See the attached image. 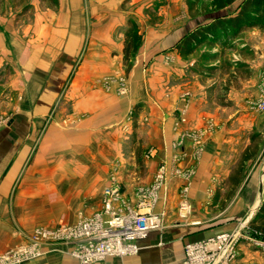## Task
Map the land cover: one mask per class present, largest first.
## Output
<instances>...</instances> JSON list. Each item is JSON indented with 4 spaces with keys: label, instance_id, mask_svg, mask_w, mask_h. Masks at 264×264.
Here are the masks:
<instances>
[{
    "label": "crops",
    "instance_id": "obj_1",
    "mask_svg": "<svg viewBox=\"0 0 264 264\" xmlns=\"http://www.w3.org/2000/svg\"><path fill=\"white\" fill-rule=\"evenodd\" d=\"M57 2L56 12L48 9L44 17L34 18L32 30L35 37L32 39L31 47L23 55L28 65L26 100L16 103V112L5 127L0 125V253L21 243L24 235L31 231L36 223L50 219L54 175L61 174L60 166L65 162L63 157L97 155V144L89 146L88 143L98 141L100 129L101 132L112 134L113 131L104 127L114 126L119 120L123 108L117 107L118 101L131 103L129 99L131 88L128 89L129 96H123L121 99L115 96L113 89L83 84V79L88 81L89 78L98 76L99 65H103L99 64L100 56L103 60L114 62L109 57L117 46L114 41L115 21L112 17L109 22L108 16L109 12H114L113 6L105 4L89 7V12L97 11L101 16H96L86 34L80 23L79 25L75 23L78 28L72 25L76 28L64 42L62 41L64 38H61L65 36L66 31L60 30L59 21L65 13L74 12L82 15L86 7L73 6L72 4L76 3L73 0ZM67 2L72 8L64 10V4ZM182 8L179 7L180 16L168 24L162 21L161 31L152 34V38L155 37L153 41L155 46L161 50L169 43L175 44L184 32L189 30L186 25L188 14L186 5ZM81 20L80 18L79 21ZM54 22L56 23L53 24ZM248 31L260 34L256 28ZM84 37L87 39L85 45ZM121 49L122 46L118 54H121ZM263 58L264 50L246 61L250 65V74L239 81L244 92L247 93L248 89L263 91L264 96ZM74 60L81 63L75 78L82 80L68 87L66 86L68 68ZM179 60L175 49L170 53H161L156 57L160 65L154 70L152 75L154 80L150 79L149 84L142 87L141 93L148 97L139 100L143 102V106L138 107L140 109L137 112L144 121L138 122L137 131L131 141L136 145L133 150L134 156L141 160L137 173L133 171L131 178L125 180L122 200L133 210H144L138 207L137 192L152 184L161 167L168 190L186 191L185 196L191 207V214L188 216L191 219L197 218L195 207H200L207 201L212 202L214 196L221 191L225 196L226 191L231 189L257 188L254 206L259 205L264 195V158L260 171L258 168L253 169L255 165L247 169V165L259 154V139L264 142V113H256L261 116L257 119L248 117V112L252 109L249 105L252 102L246 100L242 102L236 98L234 103L238 108L234 114L237 116L226 118L223 117L225 113H218L216 116L217 110L224 109L214 101L208 103L207 93H210L212 85L202 86L200 76L188 72L185 64ZM88 64L90 66H87ZM165 66L170 69L164 68ZM183 93L190 94V101L184 111L186 121L179 123L176 116L180 112V97ZM207 105L210 106L209 109H206ZM210 111L214 113L211 114ZM253 130L260 134L257 136L258 151L252 159L245 162L240 181L233 186L228 177L241 154L250 145ZM188 132L193 134L188 136L186 135ZM84 145L87 147L82 148ZM147 151L149 155H146ZM62 172L66 174V171ZM255 173L259 175L256 180L257 186L256 182H253ZM249 174L251 178L248 180ZM76 176L77 178H74L78 179L77 183L74 181L72 186H69V190L74 192L71 198L75 199L77 192L82 195V178ZM117 181L119 182V179L116 175H111L103 189L114 187L118 184ZM98 188L99 182L95 179L91 183V194L98 192ZM102 193L98 204L97 199L93 201L96 207L94 212L87 215L90 216L101 209ZM159 198L158 195L152 211L164 213L160 210H164L167 196L161 205L158 203ZM66 199V193L58 195L60 205H66ZM173 199V195H168L169 204ZM223 201H226L225 198ZM247 202L248 200L241 201L245 205ZM117 206L119 207V205L115 207L118 208ZM45 210L46 215L42 214ZM72 214L71 218L79 221L76 212L72 211ZM163 219L165 220V216ZM151 234L138 242L143 246L139 255L140 263H135L133 259H125L121 262L110 261L101 264H157V261L148 257L150 252L146 251L148 243L146 240H152ZM250 249V245L239 247L241 261L263 264L264 254L257 250L249 251ZM180 262L181 260L178 263ZM26 264L79 263L70 257L51 255Z\"/></svg>",
    "mask_w": 264,
    "mask_h": 264
},
{
    "label": "rangeland",
    "instance_id": "obj_2",
    "mask_svg": "<svg viewBox=\"0 0 264 264\" xmlns=\"http://www.w3.org/2000/svg\"><path fill=\"white\" fill-rule=\"evenodd\" d=\"M73 1H76V3L74 2L75 5L72 4L73 6H82L86 7V9L84 8V13H82V15L74 12L65 13L59 21L61 25L60 30L62 29L63 32L66 31L65 36L61 38H64L62 40L64 42L67 41L69 34L72 33V31L74 32V29L79 23L84 27V34H86L88 27L91 28L90 25L95 21L96 16H101L98 15L97 11L93 13L89 12V7L93 8L108 4L109 6L112 5L114 8L113 13H108L109 22L112 17L115 21L114 41L117 46L115 50L110 53L111 57H109V59L112 58L114 62L103 60L100 56L99 64L103 65H99L98 76L89 78L88 81L83 79V84H89L95 87L98 86L104 89H113L115 96L119 98L129 96L128 89L131 88V94L129 96L131 103L123 102L122 100L116 101L118 104L117 107L119 109L123 108L119 120L116 121L114 126L104 127V129L109 128L110 131H113L112 134L110 132L108 134L101 132L102 129H100L98 141L88 143L89 146L97 144V155H84V152L81 151L83 155H79L78 157H70L67 155L63 157L65 162L61 163V174L54 175V188L51 190L50 219L36 223L35 227L24 235L21 243L1 252L0 264H26L51 255L70 257L77 261L71 253L73 249L72 242L65 240V237L61 234L55 238H51L45 236L40 231H58L60 228L75 225L78 221L77 219L73 220L71 218L73 215L72 211L76 212V217L79 218V220L89 216L87 214L94 212L96 208L93 201L97 199L96 204L99 203L102 190H104L103 186L111 175H116L119 179V182L117 181L118 184L115 186L119 188L120 198L124 200L122 195L124 192L125 180L131 178L130 175L133 171L137 173V167L141 160L134 156L133 150L136 145L132 144L131 141L134 133L137 131L138 122L140 120L144 121L143 117L141 118L137 112V110L140 109H138V107L143 106V102L139 100L143 97H148V95L141 93V91H143L142 87L148 85L150 79L152 81L154 80L152 75L154 70L160 65V62L156 61V57L160 56L161 53H170L175 49L174 44L169 43V45L162 47V51L160 47L155 46L153 42L155 37L152 38V34L156 31H161L160 24L162 21L168 24L180 16V6L181 9H183L182 6L185 7V0ZM241 1L242 0H235L230 11H233L236 5ZM199 5H201V12L197 10L193 14H186V25L189 30H186L184 33L192 30L203 22H208V20L204 18V12L208 10L209 0H199L198 6ZM57 7L58 2L53 6L49 1L44 0H0V125L3 127L6 126L8 120L12 118V115L16 112V103L26 100V87H28L26 69L28 65L23 55H25L27 49L31 47L32 39L35 37L32 30L35 19L36 17L38 19L41 16L44 17L48 9L51 12H56ZM71 8L72 6L69 2L64 4V10ZM80 18L82 19L81 21H79ZM129 21H134L136 23L139 33L141 34V45L132 58L130 67L126 68L123 61L122 49L121 54H118V50L121 46L123 47L124 33L129 27ZM55 23L56 22L53 24ZM72 25H76V27ZM244 32L245 33H241L236 40L229 41L228 46L225 48L215 46L208 49L202 46L193 56L188 58H182L177 54L180 57L179 61L185 64L188 72H193V74L200 76L202 86L207 87L208 85H212L209 91L210 93H207V101L208 103L214 101L224 109L217 110L216 116H218V113H225L223 117L226 118L237 116L234 113L238 107L234 101L239 99L242 102L245 100L252 102V104L249 105L252 109L248 112V117L252 119L261 117L256 114L257 112L253 108L258 100L264 99L263 91L257 92L248 89L247 93L244 92V88L239 84V81L247 77H245L244 74H237V77L233 78L231 77L232 69L230 68L227 70L224 65L222 67V64L225 62L232 65L236 61H248L254 58L257 52L259 53L264 50V31H260V34H252L248 30ZM86 42L87 39L84 37L83 45H85ZM243 46L252 51L251 57H243L238 54V50ZM205 50L219 55L214 62H202L205 65H218L219 68L213 71L210 76L206 74L199 75L194 72V68L201 70L200 66H198L199 62L195 65H193V63L196 60L198 61L200 53ZM77 58L80 59L78 55ZM83 65L85 66V64ZM84 66L83 68H85ZM87 66H90V64ZM80 67L81 63L78 60H74L69 66L66 86L70 87L71 84H77V81L80 82V80H82L75 78V73ZM164 68L170 69L167 66ZM140 87L141 90H139ZM189 96V93H183L180 97V112H178L179 115L176 116L177 122L179 123L186 121L184 111H186V107L190 101ZM209 108L210 106L207 105L206 109ZM210 113L213 114L214 112L210 111ZM245 113H247V111H245ZM191 134H193V132H188L186 135L191 136ZM251 135L260 136L259 133H255V130H253ZM258 142L259 154L248 163L247 169L255 165L253 169L258 168L259 171L261 170V163L264 158V142L260 139ZM85 146L86 145L82 146V148ZM146 155H149V151H147ZM160 169L161 167L158 169L157 174ZM62 171H66V174ZM76 171L78 174H74ZM76 175L82 178V195L80 196L76 191L77 198L75 199L71 198L74 192L73 190H69V186H72L71 184H73L74 181L77 183L78 179L74 178H77ZM248 176L247 178L249 180L251 174ZM258 176L255 173L253 182H256ZM62 178H64V181H62ZM95 179L99 182L98 192L96 191L97 193L91 194V183H93ZM135 182L137 183V181ZM255 186H257V182ZM146 188L149 189L147 194L153 195L152 197H154L155 200L158 199L159 195L160 198L158 203L160 205L167 196L165 206H163L164 210H160L165 213L163 228L151 234V237H153L151 241H149V239L146 240V243L148 241L146 244V251L150 252L148 257L152 258L153 261H157V264H176L180 260L182 261L185 256L184 249L187 244L206 239L207 236H215L222 233V231L227 233L232 232L236 235L237 254L233 264H252L251 262L241 261V254H239V247L241 245H250L251 249L249 251L257 250L260 254H264V239L252 237L248 228L250 214L255 208L254 201L258 193L257 188L251 190L235 189L231 192L229 199H226V201H223L226 197L223 191L218 192L216 196H214L212 202L207 201L204 205L195 207L196 219H191L189 216L187 219L179 218V203L188 200L185 196L186 191H181L179 189L168 190L165 185V177L158 183H155L154 180L152 184ZM63 193L67 195L66 205H60L58 200V195ZM168 195H173L174 197L171 204L168 203ZM83 196H86V198L84 199ZM95 196H97V198ZM243 200H248L246 205L241 203ZM155 204L156 203H154V205ZM154 205L153 207L155 208ZM143 211L147 210L144 209L142 212ZM43 212L45 213L42 214L46 215V210ZM189 214H191V210ZM243 222L246 224L242 225L241 223ZM252 238L256 239L260 246L256 245L252 241ZM139 246L140 249L135 254L129 256H112L114 258L98 261V264L110 261L113 263L121 262L125 259H133L135 263H140L141 259L139 255L143 248L142 243ZM95 263L97 262H94V264Z\"/></svg>",
    "mask_w": 264,
    "mask_h": 264
},
{
    "label": "built area",
    "instance_id": "obj_3",
    "mask_svg": "<svg viewBox=\"0 0 264 264\" xmlns=\"http://www.w3.org/2000/svg\"><path fill=\"white\" fill-rule=\"evenodd\" d=\"M254 108L257 113H264V99L258 100ZM163 178L164 171L161 168L155 176V183L161 182ZM148 192L147 188H141L137 192L138 207L147 210L142 212L129 208L122 201L118 187L105 188L99 211L83 217L73 226L60 228L58 231L40 232L51 238L61 234L65 240L72 242L71 253L79 264H91L112 256L135 254L140 249L139 241L163 228L164 213L152 211L155 198L147 194ZM116 204L119 205L118 208L115 207ZM189 213V203L181 201L179 218L185 219ZM252 239L256 245H259L256 239ZM236 242L234 233L222 232L189 243L185 246V256L179 264H233L237 254Z\"/></svg>",
    "mask_w": 264,
    "mask_h": 264
},
{
    "label": "trees",
    "instance_id": "obj_4",
    "mask_svg": "<svg viewBox=\"0 0 264 264\" xmlns=\"http://www.w3.org/2000/svg\"><path fill=\"white\" fill-rule=\"evenodd\" d=\"M44 1H49L53 6L57 4V0ZM234 2L235 0H209L208 10L204 12L205 16L215 13H221V15L205 18L208 22H203L184 33L174 44L177 54L182 58H188L193 56L202 46L208 49L215 46L225 48L228 46L229 41L236 40L245 30L256 28L264 31V0H242L233 11H230ZM198 4L199 0H185L189 14H193L197 10L201 12V5L198 6ZM128 24L129 27L124 33L122 47L123 61L126 68L130 67L131 60L141 45V34L136 23L129 21ZM238 54L243 57H251L252 51L243 46L238 50ZM218 57L217 53H210L209 50L202 51L198 57V61L196 60L193 63L195 65L199 62L198 66H200L201 70L194 68V72L199 75L206 74L210 76L213 71L219 68L218 65H205L202 62H214ZM223 65L227 70L232 69L231 77L233 78L237 77V74H244L245 77H248L250 74V65L244 60L236 61L232 65L225 62L222 64V67ZM257 151V136L252 135L250 145L241 154L238 163L228 177V181L233 186L239 183L245 162L252 159ZM232 191L233 189L226 191L225 200L229 199ZM248 228L252 237L264 239V195L254 215L248 221Z\"/></svg>",
    "mask_w": 264,
    "mask_h": 264
},
{
    "label": "water",
    "instance_id": "obj_5",
    "mask_svg": "<svg viewBox=\"0 0 264 264\" xmlns=\"http://www.w3.org/2000/svg\"><path fill=\"white\" fill-rule=\"evenodd\" d=\"M219 15H221V13L209 14V15L204 16V18H212V17H217ZM257 208H258V205H256L255 208L252 210V212L250 214V218L254 215Z\"/></svg>",
    "mask_w": 264,
    "mask_h": 264
}]
</instances>
